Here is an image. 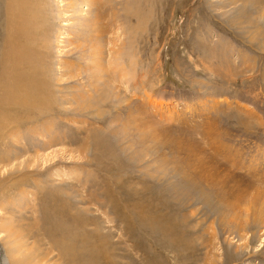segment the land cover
<instances>
[{
    "label": "rangeland",
    "instance_id": "1",
    "mask_svg": "<svg viewBox=\"0 0 264 264\" xmlns=\"http://www.w3.org/2000/svg\"><path fill=\"white\" fill-rule=\"evenodd\" d=\"M18 1L8 264H264V0Z\"/></svg>",
    "mask_w": 264,
    "mask_h": 264
},
{
    "label": "bare ground",
    "instance_id": "2",
    "mask_svg": "<svg viewBox=\"0 0 264 264\" xmlns=\"http://www.w3.org/2000/svg\"><path fill=\"white\" fill-rule=\"evenodd\" d=\"M9 2H10L9 8H10V12H11V14L9 13V18L11 20L9 22H11L10 23V30L12 32L10 33V39L9 38L3 39V40H5V43L3 42L4 43V45H3L4 55L2 56L4 58V64H3L2 69H1V77L6 78V80H7L6 82H1V84H7L8 89L1 88V91H3V92H1V91L0 92L3 93V96L2 97L0 96V100H2L4 103L5 102L7 103L8 98H6V97H8L9 95H11V96L13 95L14 101L15 100L17 101L15 103H18V105H20V107H25L27 105L29 106L30 104L36 103L37 100H39L40 102H43V100H42V95H40V96L37 95V90L35 87H32V88L29 87L30 90L27 88L29 86V82L32 78V74L31 73H25L24 71L21 72L22 67L24 68V65H22V63H25L26 57L25 58L23 57L22 51L19 50L16 46V43L13 42V17H14L13 16V6L15 5V10L20 12L21 11L20 1L17 0V2L15 3V0H9ZM15 28L18 29V33H16V36L22 37L20 34V33L23 34V32H24L23 29H21L22 27L17 25ZM24 34H25V32H24ZM25 35H23V36H25ZM1 43H0V45H1ZM24 52H26V51H24ZM15 54H17V55L14 56ZM24 87H25V89H28V90L26 92L24 91L25 93H22L19 95V91L21 89L23 90ZM32 97H33V99L31 100ZM12 107H14V105H12ZM11 111H14V110H11ZM15 111H17V109ZM12 118H14V117H12ZM12 118H10V119H12ZM2 120H3V118H2ZM7 120H9V119H7ZM7 123H9V122H7ZM7 261H8V259L4 256V254H2L1 249H0V264H8L9 262H7ZM17 261H15V262H17Z\"/></svg>",
    "mask_w": 264,
    "mask_h": 264
}]
</instances>
